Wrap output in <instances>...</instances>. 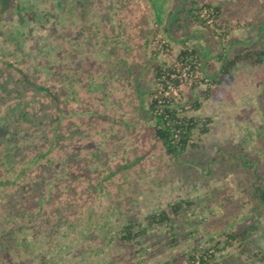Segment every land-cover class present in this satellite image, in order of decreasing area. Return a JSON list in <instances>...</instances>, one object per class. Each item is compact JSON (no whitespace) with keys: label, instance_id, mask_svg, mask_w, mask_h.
Returning a JSON list of instances; mask_svg holds the SVG:
<instances>
[{"label":"rangeland","instance_id":"obj_1","mask_svg":"<svg viewBox=\"0 0 264 264\" xmlns=\"http://www.w3.org/2000/svg\"><path fill=\"white\" fill-rule=\"evenodd\" d=\"M206 1L221 7L214 35L205 37L212 55L225 47L216 36L219 33H226V39L256 37L264 25V0ZM173 2L12 0L10 9L0 14V60L41 81L56 83L59 77L71 81L81 101L71 102L63 111V128L68 120L74 122L72 129L84 125L73 136L69 162L59 168L65 167L73 185L61 178L58 188L50 185L39 211L30 192L33 184L40 188L39 181L25 184L17 179V152H8L9 143L0 146V234L9 235V242L0 246V264H162L192 249L209 247L211 237L222 242V233L251 222L257 202L245 174L233 169L232 162L225 169L211 160L218 148L233 150L242 143L264 164L259 97L264 65H238L226 80L213 86L207 100L202 95L209 84L199 83L191 90L201 76L183 70L181 94L171 92L180 101L189 95L198 99L199 110L188 107L185 114L203 122L211 119L210 132L199 138L201 148L194 157L187 154L183 161L167 160L156 146L151 155L135 160L153 142L136 108L120 107L129 92L122 62L138 69L154 53L159 63H175L181 46L168 43L161 30ZM145 76L149 80V74ZM115 77L123 81L118 83ZM155 95L166 96L159 91ZM111 115L116 118L112 120ZM91 117L103 122L101 130L87 122ZM115 120L119 124L112 127ZM123 125L136 129L126 136ZM102 135L107 139L100 143ZM64 143L59 151L66 149L68 142ZM196 159L207 162L210 173L205 174ZM181 200L194 205L164 226L140 236L134 230L130 240H120L119 232L128 220L141 222ZM262 211L259 232L253 236L257 243L250 238L225 247L215 255L216 264H260L259 255H253L258 250L264 254V206ZM36 214H43L41 222Z\"/></svg>","mask_w":264,"mask_h":264},{"label":"trees","instance_id":"obj_2","mask_svg":"<svg viewBox=\"0 0 264 264\" xmlns=\"http://www.w3.org/2000/svg\"><path fill=\"white\" fill-rule=\"evenodd\" d=\"M11 1L0 0V14L10 9ZM220 15L221 7L206 0H174L161 30L168 43L181 46L175 56V63H159L155 61L154 53L145 64L137 66L138 69L132 65L127 66L123 63L125 61L122 62V67L125 68L123 79L129 92H127V102L120 107L136 108L138 116L147 123L145 133L150 142H153L148 150L135 158L137 162L151 155L156 146L167 160L183 161L187 154L194 157V152L201 148L199 138L210 132L211 119L206 118L203 122L200 118L185 114L188 107L192 111L199 110L198 99L189 95L188 98L180 101L171 92L174 90L181 94L179 76L183 70L187 71V74L198 73L201 76L200 80L193 82L191 90L197 88L199 83L209 84L202 95L203 100H207L213 86L226 80L238 65L247 64L251 67L264 65V25L259 29L256 37L247 35L243 38L226 39V33H219L216 36L219 41L225 43V47L212 55L211 46L205 42V37L214 35L213 27ZM157 24H159L158 20ZM205 30L209 33L205 34ZM148 34L149 31L144 33L146 36ZM224 38L226 40H223ZM191 41L194 43L189 46ZM145 42L149 43L147 40ZM147 73L150 76L149 80L145 76ZM54 75L58 77L57 73ZM115 79L118 83L123 81L119 77ZM54 81L51 79L41 81L37 77H32L25 69L0 60V115L2 116L0 146H4V142L9 143L8 152H17L18 164L14 174L17 179L24 181L25 184L39 181L40 188L36 189L33 184L30 189L31 197L35 198L33 207L36 211L42 208L44 202L42 196L47 194L50 185L55 187L60 178L66 179L67 183L72 181L73 185L74 179L66 175L65 167L59 168L62 163L69 162V153L73 149L71 145L73 136L77 134V128L84 126H75L72 129L74 122L68 120L63 128L64 121L61 120L63 111H67L71 102L81 101V96L71 81H64L61 77L56 83ZM116 88L118 90V87ZM156 91L166 96L157 97ZM259 97L263 101L260 108L264 114V87ZM130 103L133 106H130ZM110 117L112 120L116 118L114 115ZM87 122L91 125L96 123L93 117ZM118 122L115 120L112 127L118 125ZM102 123L101 121L96 123L97 129H102L100 128ZM123 126L126 136L133 134V130L136 129L135 125ZM106 139L105 135H102L99 139L101 142H98L102 143ZM64 141L68 142L66 149L59 151L60 145L65 144ZM234 147L233 150L218 148L211 161H215L225 169L226 163L232 162L233 169L245 174L251 197L257 202L251 209V222L237 230L222 233V242L211 237L208 239L209 247L192 249L162 264H216L215 255L222 252L225 247L241 245L250 238L252 242L257 241L253 236L259 232V219L263 216L264 164L260 163L242 143ZM121 158L127 159L126 155ZM197 158L200 159L199 156ZM197 164L205 174L210 173L207 162L201 164L197 161ZM112 174L114 171L108 176ZM193 205L191 201L181 200L167 209L145 216L141 222L130 219L119 232L120 240L122 242L130 240L134 230H137L135 236H140L148 229L164 226L172 222L173 217L189 211ZM35 216L38 222L44 218L43 214ZM8 242V233H1L0 246L4 247ZM257 254L258 262L264 264V254L258 250L253 256L257 257Z\"/></svg>","mask_w":264,"mask_h":264}]
</instances>
